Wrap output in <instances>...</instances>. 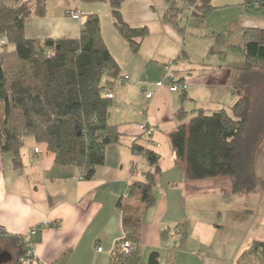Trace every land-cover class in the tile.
Listing matches in <instances>:
<instances>
[{
	"label": "crops",
	"instance_id": "crops-1",
	"mask_svg": "<svg viewBox=\"0 0 264 264\" xmlns=\"http://www.w3.org/2000/svg\"><path fill=\"white\" fill-rule=\"evenodd\" d=\"M130 1L123 2L117 15L132 26H142L145 18L133 16ZM100 5L110 20L108 34H113H106L100 16L103 38L121 67L120 76L106 90L112 94L107 120L117 126L121 141L106 145L102 163L89 179L76 166L56 163L46 145L31 136L24 138L21 147V168H13L10 153L0 152V225L4 234L23 236L37 227L33 259L23 262L20 258L19 264H56L64 252L69 254L62 264H109L124 233L117 203L126 200L129 185L142 179L140 170L146 169L142 157L131 150L134 139L159 156L160 168L152 189L153 204L140 227L138 264H149L153 253H157V264H164L162 249L171 246L175 235L165 240L161 232L183 220L188 221L187 241L174 264H236L254 240L264 242L262 191L254 187L247 193L230 194L227 177L187 180L184 164L177 160L168 138L178 123L175 112L179 108L231 105L237 98L230 84L234 74L220 67L193 76L185 68L172 72L170 66L164 84L157 87L169 62L131 54L113 25L117 17L111 15L107 3L45 0L44 14L33 11L24 23V34L35 39L77 38L83 15L97 13ZM71 8L81 9L82 17L70 18L66 11ZM124 75H128L127 81H123ZM171 82H184L187 88L171 92L167 87ZM199 89L210 102L198 98ZM145 92L152 96L147 98ZM140 124L156 127L151 139L142 133ZM1 251L11 255L2 264L15 259V249L4 238H0Z\"/></svg>",
	"mask_w": 264,
	"mask_h": 264
},
{
	"label": "trees",
	"instance_id": "trees-1",
	"mask_svg": "<svg viewBox=\"0 0 264 264\" xmlns=\"http://www.w3.org/2000/svg\"><path fill=\"white\" fill-rule=\"evenodd\" d=\"M73 1L107 3L116 17L125 0ZM166 2L170 10L175 8L174 0ZM183 2L197 23L213 8L211 0ZM253 2L264 10V0H244L242 4L254 8ZM34 7L42 16L45 0H0V152L10 153L13 168H21V147L24 138L31 136L46 145L56 163L76 166L89 179L102 163L106 145L121 141L117 126L107 120L112 101L106 91L120 76L121 67L103 38L97 13L83 15L77 38L35 39L24 34V23ZM113 25L131 54L137 55L149 33L147 26L135 27L117 18ZM242 39L244 65L230 81L237 93L235 101L209 114L201 107L190 112L181 107L175 112L177 125L168 132L171 150L184 164L185 178L227 177L230 194L250 192L256 185L252 160L258 135H249L247 125L251 86L256 78L264 79V28L245 27ZM130 147L142 157L146 169L140 170L142 179L129 185L126 200L117 203L124 233L109 264L139 263L140 227L153 204L152 189L160 172L157 154L137 139ZM173 229L180 248L187 241V221ZM168 234L169 230L162 231L161 238ZM0 238L16 251L15 259L7 264H19L25 251L23 236L1 234ZM121 241L130 242L131 249L121 251ZM68 254L64 252L56 264H62ZM165 264H174L170 255ZM236 264H264V242L254 240Z\"/></svg>",
	"mask_w": 264,
	"mask_h": 264
},
{
	"label": "rangeland",
	"instance_id": "rangeland-1",
	"mask_svg": "<svg viewBox=\"0 0 264 264\" xmlns=\"http://www.w3.org/2000/svg\"><path fill=\"white\" fill-rule=\"evenodd\" d=\"M243 2L211 0L213 6L211 12L202 22L197 23L196 19L189 15V9L183 0H174L173 10L169 9L166 0H131L128 3L130 12L135 17L139 18L140 15L145 18L143 25H146L149 31L141 43L138 55L155 58L162 63L168 61L169 67L172 66V72L185 68L188 69V73L197 76L221 67L230 69L232 74L237 76L244 65L241 49L243 29L248 26L264 28V10L247 8L245 11ZM98 7L100 11L97 14L102 17L104 30L109 35L110 20L104 15L105 8H102L104 6ZM35 10L34 7L33 11ZM166 13L167 18L164 16ZM196 94L198 98H205L206 104L210 102L211 98L204 95L202 90L199 89ZM192 109L193 105L186 108L188 112ZM212 110H215L212 105L205 107L207 114ZM247 133L253 137L255 134L258 135L253 148L252 166L255 187L264 195V79L260 82L256 78L251 86V112ZM184 221L187 220L182 222ZM173 234L174 242L167 250L162 249L161 256L166 260L170 255L175 262L177 252L184 249L186 242L182 247H177L179 236L174 229L169 230L165 240H169ZM163 262L165 264V261Z\"/></svg>",
	"mask_w": 264,
	"mask_h": 264
},
{
	"label": "built area",
	"instance_id": "built-area-1",
	"mask_svg": "<svg viewBox=\"0 0 264 264\" xmlns=\"http://www.w3.org/2000/svg\"><path fill=\"white\" fill-rule=\"evenodd\" d=\"M253 7L255 9H259L260 8V3L258 2H253ZM67 15L72 18V19H80L82 17V12L79 11L78 9L76 8H71V9H68L66 11ZM170 70V67L169 65H166L164 67V75H163V78L160 80V81H157L156 82V86L157 87H160L164 84L163 80L166 78V75L168 74ZM128 75H124L123 76V81H127L128 80ZM169 91L171 92H178V91H181V90H185L186 87H187V84L184 83V82H171L167 85ZM108 96L109 97H112V94L111 93H108ZM145 96L147 98H150L152 96V92H145ZM142 133L148 138V139H151L154 132L156 131V127L155 126H152V125H145V124H140L139 125ZM35 150L37 151L38 149L35 148ZM1 234H4V229L2 228V226L0 225V235ZM37 234V227L33 226L31 227L28 232L23 235V238H24V255L21 257V260L23 262H29L33 259V255H32V247H33V244H34V236ZM119 249L121 251H128L131 249V244L130 242L128 241H121L119 243ZM102 248L101 247H97V251H101Z\"/></svg>",
	"mask_w": 264,
	"mask_h": 264
},
{
	"label": "water",
	"instance_id": "water-1",
	"mask_svg": "<svg viewBox=\"0 0 264 264\" xmlns=\"http://www.w3.org/2000/svg\"><path fill=\"white\" fill-rule=\"evenodd\" d=\"M116 17L117 19H120L119 15H116ZM156 257H157V253H153L152 255H150L149 264H157ZM10 258H11V255L8 252L6 251L0 252V264L5 263Z\"/></svg>",
	"mask_w": 264,
	"mask_h": 264
}]
</instances>
